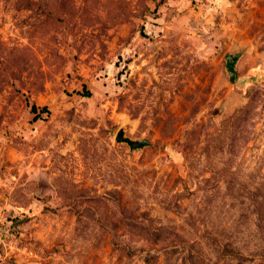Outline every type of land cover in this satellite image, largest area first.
Wrapping results in <instances>:
<instances>
[{
	"label": "rangeland",
	"instance_id": "1",
	"mask_svg": "<svg viewBox=\"0 0 264 264\" xmlns=\"http://www.w3.org/2000/svg\"><path fill=\"white\" fill-rule=\"evenodd\" d=\"M0 264H264V0H0Z\"/></svg>",
	"mask_w": 264,
	"mask_h": 264
},
{
	"label": "water",
	"instance_id": "2",
	"mask_svg": "<svg viewBox=\"0 0 264 264\" xmlns=\"http://www.w3.org/2000/svg\"><path fill=\"white\" fill-rule=\"evenodd\" d=\"M241 53H228L226 55V70L229 73L230 80L240 84V78L238 79L236 75V62L240 57ZM115 140L117 142L126 143L130 149H140L146 145H148V141L146 139L138 140V139H131L125 135L124 130L120 128L115 134Z\"/></svg>",
	"mask_w": 264,
	"mask_h": 264
},
{
	"label": "trees",
	"instance_id": "3",
	"mask_svg": "<svg viewBox=\"0 0 264 264\" xmlns=\"http://www.w3.org/2000/svg\"><path fill=\"white\" fill-rule=\"evenodd\" d=\"M89 93L87 92V95H88ZM45 108H42L41 110H44ZM31 111L35 114V116L37 115V114H39V113H37L39 110H38V107L35 105V104H33L32 106H31Z\"/></svg>",
	"mask_w": 264,
	"mask_h": 264
}]
</instances>
